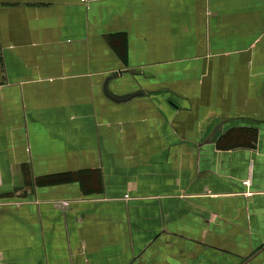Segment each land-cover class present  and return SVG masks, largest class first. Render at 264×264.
<instances>
[{
	"label": "crops",
	"instance_id": "crops-1",
	"mask_svg": "<svg viewBox=\"0 0 264 264\" xmlns=\"http://www.w3.org/2000/svg\"><path fill=\"white\" fill-rule=\"evenodd\" d=\"M0 264H264V0H0Z\"/></svg>",
	"mask_w": 264,
	"mask_h": 264
},
{
	"label": "built area",
	"instance_id": "built-area-1",
	"mask_svg": "<svg viewBox=\"0 0 264 264\" xmlns=\"http://www.w3.org/2000/svg\"><path fill=\"white\" fill-rule=\"evenodd\" d=\"M249 182V180H247V183Z\"/></svg>",
	"mask_w": 264,
	"mask_h": 264
}]
</instances>
